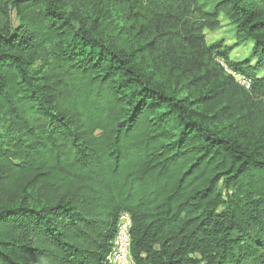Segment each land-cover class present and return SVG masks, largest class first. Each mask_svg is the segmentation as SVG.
<instances>
[{
	"label": "trees",
	"instance_id": "1",
	"mask_svg": "<svg viewBox=\"0 0 264 264\" xmlns=\"http://www.w3.org/2000/svg\"><path fill=\"white\" fill-rule=\"evenodd\" d=\"M121 214L134 264H264V0H0V264H107Z\"/></svg>",
	"mask_w": 264,
	"mask_h": 264
},
{
	"label": "built area",
	"instance_id": "2",
	"mask_svg": "<svg viewBox=\"0 0 264 264\" xmlns=\"http://www.w3.org/2000/svg\"><path fill=\"white\" fill-rule=\"evenodd\" d=\"M225 70L231 77L246 90L250 89V80L239 74ZM131 228L130 218L127 214H121L117 220L116 233L112 242L111 251L105 257L107 264H134L130 257V238L129 231Z\"/></svg>",
	"mask_w": 264,
	"mask_h": 264
},
{
	"label": "rangeland",
	"instance_id": "3",
	"mask_svg": "<svg viewBox=\"0 0 264 264\" xmlns=\"http://www.w3.org/2000/svg\"><path fill=\"white\" fill-rule=\"evenodd\" d=\"M218 0H199V3L202 5L203 9L206 12H212L214 5ZM218 22L220 24L219 29L216 32L210 33L207 32L206 40L209 43L222 42L226 47H232L229 54L230 61L233 63H242L251 59V44L245 45H235L234 41V29L228 24L226 20L222 17H219Z\"/></svg>",
	"mask_w": 264,
	"mask_h": 264
}]
</instances>
